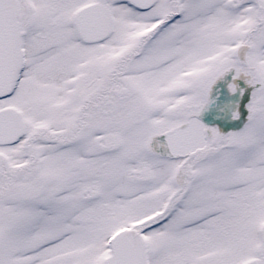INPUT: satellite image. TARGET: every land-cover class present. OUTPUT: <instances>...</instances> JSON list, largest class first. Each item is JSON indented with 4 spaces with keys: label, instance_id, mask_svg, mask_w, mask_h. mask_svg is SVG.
Here are the masks:
<instances>
[{
    "label": "snow or ice",
    "instance_id": "obj_1",
    "mask_svg": "<svg viewBox=\"0 0 264 264\" xmlns=\"http://www.w3.org/2000/svg\"><path fill=\"white\" fill-rule=\"evenodd\" d=\"M0 264H264V0H0Z\"/></svg>",
    "mask_w": 264,
    "mask_h": 264
}]
</instances>
